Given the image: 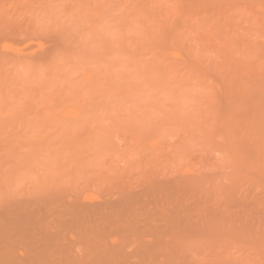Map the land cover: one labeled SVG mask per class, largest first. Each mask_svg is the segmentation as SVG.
<instances>
[{"label": "rangeland", "instance_id": "obj_1", "mask_svg": "<svg viewBox=\"0 0 264 264\" xmlns=\"http://www.w3.org/2000/svg\"><path fill=\"white\" fill-rule=\"evenodd\" d=\"M0 264H264V0H0Z\"/></svg>", "mask_w": 264, "mask_h": 264}]
</instances>
